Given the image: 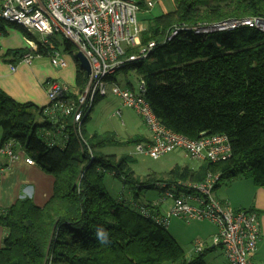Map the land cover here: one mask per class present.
<instances>
[{
    "label": "trees",
    "instance_id": "obj_1",
    "mask_svg": "<svg viewBox=\"0 0 264 264\" xmlns=\"http://www.w3.org/2000/svg\"><path fill=\"white\" fill-rule=\"evenodd\" d=\"M221 2L206 6L205 0H177L173 11L150 17L140 42H155L153 54L128 63L126 69L143 81L145 98L166 128L193 140L202 134H225L229 139L228 160L196 171L176 166L169 172L170 180L201 181L210 172L219 173L220 181L242 177L264 187V32H246V27L222 35L181 32L165 42L183 26L264 20V0ZM2 24L0 35L5 33ZM14 27L28 37L21 27ZM24 53L8 51L4 58L16 63ZM74 60L80 91L86 73L76 56ZM48 108L16 103L0 90V143L11 142L53 179L52 194L43 206L24 197L0 210V226L7 230L0 264H205L210 248L187 259L166 228L139 212L140 207L152 206L137 203L138 191L162 180H139L130 167L134 158L128 155L96 153L107 146L142 144L143 137L121 141L112 132L86 135L82 128L87 117L81 140L73 118L50 116ZM64 136L61 147L57 138ZM51 141L56 145L50 146ZM106 175L130 186L132 201L110 196ZM98 229L108 233L107 243L97 239Z\"/></svg>",
    "mask_w": 264,
    "mask_h": 264
},
{
    "label": "built area",
    "instance_id": "obj_2",
    "mask_svg": "<svg viewBox=\"0 0 264 264\" xmlns=\"http://www.w3.org/2000/svg\"><path fill=\"white\" fill-rule=\"evenodd\" d=\"M159 1L0 0V22L19 26L28 35L24 37L26 52L21 59L23 63L30 64L34 58L46 56L54 68H65L66 62L52 43L56 37L75 47L76 54L81 53L86 59L90 73L86 74L82 90H71L67 84L59 81L46 83L49 101L47 114L53 116L59 113L64 118H73L81 140L83 120L89 116L95 101L104 98L109 90L121 100L123 106L139 116L148 132L146 141L135 145L136 154L157 159L180 150L195 161L208 164L224 162L231 156L227 135L202 134L193 140L176 133L166 128L155 116L145 98L142 80L135 77L137 89L121 87L110 81L118 71L126 69L128 63L147 60L153 54L155 42L141 45L144 27L138 15L142 10L150 11ZM242 27L264 32V20L245 18L195 27L183 26L175 28L165 42L181 32L206 36ZM129 50L136 52L129 54ZM11 70H14V66H11ZM115 115L120 116V110ZM56 134L59 136L61 133L57 131ZM66 139L64 136L63 143ZM54 144V141L50 142V146ZM18 158L11 142L0 143V178ZM25 160L28 164H35L31 158ZM219 183L220 174L210 172L201 181L158 182L155 188L160 189L163 199L151 203L152 208L140 207L139 212L164 228H167L169 218H177L187 224L208 221L217 229L212 245L221 247L228 264H257L254 255L260 234L258 216L252 210L234 209L228 202L219 200L214 195ZM166 198L172 204L164 216L161 215L160 205ZM203 250L204 245L196 241L194 254Z\"/></svg>",
    "mask_w": 264,
    "mask_h": 264
},
{
    "label": "crops",
    "instance_id": "obj_3",
    "mask_svg": "<svg viewBox=\"0 0 264 264\" xmlns=\"http://www.w3.org/2000/svg\"><path fill=\"white\" fill-rule=\"evenodd\" d=\"M2 25L5 33L0 35V90L8 97L19 104L29 103L35 107L44 108L49 105L46 95V83L48 81H59L67 84L71 90L77 89L75 82L77 66L75 60H72L67 54H62L61 45L64 41L61 38H54L52 43L60 52L62 59L66 62L65 68H54L50 64L49 58L46 56L34 58L30 64L21 61L12 63L11 58H4V56L8 51L26 52L24 37L13 24L3 23ZM11 66H14V70H11ZM106 132H112L116 135L117 139L125 140L120 138L114 131ZM89 135L91 136L93 134ZM135 136H141L146 140L148 133L133 135L132 137ZM56 144L62 145L63 140L57 138ZM14 148L19 158L1 175L0 210L8 208L17 199L24 197L31 199L36 206L41 207L52 194L53 179L50 175L44 173L36 164H28L25 159L29 157L18 147ZM130 154L131 153L128 155ZM200 167L201 164L196 168H187L196 171ZM218 186L216 188H218ZM215 196L221 201L228 202L234 209L252 210L256 212L260 223V234L254 260L257 264H264V187L255 186L250 179L233 180L226 191L222 192L218 189ZM170 219L171 218H169V220ZM198 222L203 223L208 221ZM211 225L213 224L211 223ZM6 233L7 230L0 226V247L2 246ZM216 233L217 229L215 227V232L210 238H213ZM172 234L175 238H180L182 241L184 240V236L179 230L174 231ZM215 247L216 246H213L211 249H214ZM219 248L222 252L225 263L228 264L221 247ZM194 255L192 248L187 257L190 259Z\"/></svg>",
    "mask_w": 264,
    "mask_h": 264
},
{
    "label": "rangeland",
    "instance_id": "obj_4",
    "mask_svg": "<svg viewBox=\"0 0 264 264\" xmlns=\"http://www.w3.org/2000/svg\"><path fill=\"white\" fill-rule=\"evenodd\" d=\"M139 3L142 0H131ZM206 6H215L221 3V0H205ZM177 0H160L150 11L142 10L138 15L139 21L144 27V31L147 28V20L150 17H158L165 13L171 12L175 9ZM256 29V28H253ZM246 32H249L247 28H243ZM226 32H218L217 34H225ZM62 54H67L72 60L76 54L75 47L71 46L69 49L62 43ZM110 81L121 87L136 88V79L133 71L124 69L118 71L114 76L110 78ZM120 110L121 115L116 116L115 113ZM84 134H101L106 131H114L120 138L128 139L133 135L148 133L146 128L142 125L139 116L130 108L123 106L121 100L112 95L110 91H107V95L101 98L94 104L87 121L83 125ZM1 134V129H0ZM1 137V136H0ZM122 141V140H121ZM135 146L125 145L122 147L118 146H107L96 153L104 155H113L116 157L121 155H128L131 153V158H134L133 164L130 166L135 177L139 180H145L148 177H152L155 180H162L160 182L172 184L175 180L168 178L169 172L176 166L182 167H198L199 164L205 165L206 162H199L192 160L185 156L180 150H175L167 153L157 159H152L145 154H136L134 151ZM135 154V155H134ZM245 178L237 177L231 181L221 180L218 188L215 189V193L218 189L222 192L226 191L229 184L233 180H243ZM104 185L107 193L113 198H122L124 203L132 201L130 198L133 195L130 186L123 184L111 175H106L104 179ZM214 193V195H215ZM137 203L145 205L146 203L152 202L157 203L160 198L163 199V194L160 189L151 188L138 191ZM129 200V202H128ZM172 202L166 198L163 204L160 205L161 215L166 216ZM173 220V221H172ZM178 220V221H175ZM170 224V225H169ZM174 226V227H173ZM179 230L184 236V240L175 238L172 233ZM167 232L176 239V242L180 248L184 251L186 258L189 256V252L193 248L195 241H200L204 245V249L212 247L211 235L215 232V227L208 222H192L186 224L177 218H171L167 226ZM205 264H226L223 258L222 252L219 247L206 251L204 254Z\"/></svg>",
    "mask_w": 264,
    "mask_h": 264
},
{
    "label": "water",
    "instance_id": "obj_5",
    "mask_svg": "<svg viewBox=\"0 0 264 264\" xmlns=\"http://www.w3.org/2000/svg\"><path fill=\"white\" fill-rule=\"evenodd\" d=\"M76 58L79 62L80 67L82 68V70L88 75L90 73V69H89V65H88V62L86 61V59L82 56L81 53H77ZM212 248H213V246H212Z\"/></svg>",
    "mask_w": 264,
    "mask_h": 264
},
{
    "label": "clouds",
    "instance_id": "obj_6",
    "mask_svg": "<svg viewBox=\"0 0 264 264\" xmlns=\"http://www.w3.org/2000/svg\"><path fill=\"white\" fill-rule=\"evenodd\" d=\"M97 239L100 243H107L108 242V233L103 229H98L96 232Z\"/></svg>",
    "mask_w": 264,
    "mask_h": 264
}]
</instances>
